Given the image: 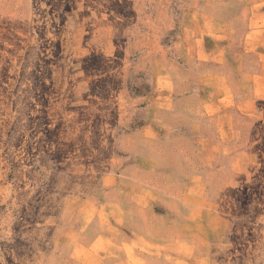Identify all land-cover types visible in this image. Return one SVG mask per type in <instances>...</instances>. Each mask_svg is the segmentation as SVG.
<instances>
[{"label": "rangeland", "instance_id": "374dc122", "mask_svg": "<svg viewBox=\"0 0 264 264\" xmlns=\"http://www.w3.org/2000/svg\"><path fill=\"white\" fill-rule=\"evenodd\" d=\"M0 264H264V0H0Z\"/></svg>", "mask_w": 264, "mask_h": 264}]
</instances>
